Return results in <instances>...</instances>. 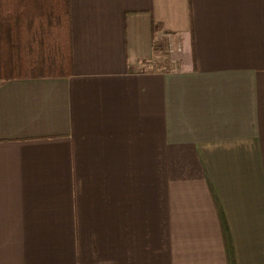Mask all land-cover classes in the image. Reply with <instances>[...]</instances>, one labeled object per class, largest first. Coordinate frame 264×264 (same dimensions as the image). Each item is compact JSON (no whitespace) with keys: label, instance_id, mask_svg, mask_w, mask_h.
<instances>
[{"label":"crops","instance_id":"1","mask_svg":"<svg viewBox=\"0 0 264 264\" xmlns=\"http://www.w3.org/2000/svg\"><path fill=\"white\" fill-rule=\"evenodd\" d=\"M75 73L0 81V264H264V0H71Z\"/></svg>","mask_w":264,"mask_h":264},{"label":"trees","instance_id":"2","mask_svg":"<svg viewBox=\"0 0 264 264\" xmlns=\"http://www.w3.org/2000/svg\"><path fill=\"white\" fill-rule=\"evenodd\" d=\"M74 73L71 0H0V81Z\"/></svg>","mask_w":264,"mask_h":264}]
</instances>
